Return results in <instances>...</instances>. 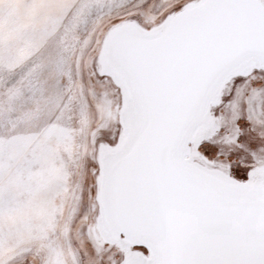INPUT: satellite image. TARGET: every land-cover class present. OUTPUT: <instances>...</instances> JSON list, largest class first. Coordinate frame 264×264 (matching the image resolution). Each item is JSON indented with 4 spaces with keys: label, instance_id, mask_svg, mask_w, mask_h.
I'll return each instance as SVG.
<instances>
[{
    "label": "snow or ice",
    "instance_id": "snow-or-ice-1",
    "mask_svg": "<svg viewBox=\"0 0 264 264\" xmlns=\"http://www.w3.org/2000/svg\"><path fill=\"white\" fill-rule=\"evenodd\" d=\"M132 9L137 30L97 70L109 153L95 175V219L135 242L102 261L264 264V134L252 125L264 113V0ZM222 85L209 123L205 101Z\"/></svg>",
    "mask_w": 264,
    "mask_h": 264
},
{
    "label": "rangeland",
    "instance_id": "rangeland-1",
    "mask_svg": "<svg viewBox=\"0 0 264 264\" xmlns=\"http://www.w3.org/2000/svg\"><path fill=\"white\" fill-rule=\"evenodd\" d=\"M137 2L0 0V264H107L88 236L109 124L95 59Z\"/></svg>",
    "mask_w": 264,
    "mask_h": 264
},
{
    "label": "bare ground",
    "instance_id": "bare-ground-1",
    "mask_svg": "<svg viewBox=\"0 0 264 264\" xmlns=\"http://www.w3.org/2000/svg\"><path fill=\"white\" fill-rule=\"evenodd\" d=\"M129 21V20H128ZM137 30V25L135 23H125L118 26L111 27L102 39L98 54L96 56V69H105L106 65L110 62L114 52L123 44L125 40L131 37V35ZM98 73V71H97ZM222 88V87H221ZM220 89H217L216 92L209 96L205 101V111L206 118L210 123L213 119V114L209 110L208 106L212 103L213 107H216L221 100ZM226 90L228 88L226 87ZM227 111L231 113L233 111V105H227ZM237 112H240V108L235 109ZM98 134V133H97ZM109 153V149L106 146V142H101L95 153V160L99 166V162L102 158H106ZM90 242L93 243L96 251L101 254L105 248H111L113 245H116L118 248L125 245L131 244L135 241L128 240L127 238L124 241H121L114 230V226L109 219L97 223L95 222L89 226V235ZM94 250V249H93Z\"/></svg>",
    "mask_w": 264,
    "mask_h": 264
}]
</instances>
